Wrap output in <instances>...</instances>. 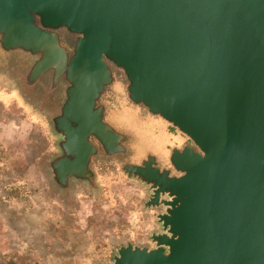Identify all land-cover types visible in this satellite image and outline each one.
Returning a JSON list of instances; mask_svg holds the SVG:
<instances>
[{
    "label": "water",
    "instance_id": "95a60500",
    "mask_svg": "<svg viewBox=\"0 0 264 264\" xmlns=\"http://www.w3.org/2000/svg\"><path fill=\"white\" fill-rule=\"evenodd\" d=\"M0 47L29 55L25 89L67 83L48 113L58 153L41 162L67 198L93 170L92 140L111 159L122 138L97 107L116 74L189 138L169 156L175 174L118 157L162 230L111 264H264V0H0Z\"/></svg>",
    "mask_w": 264,
    "mask_h": 264
},
{
    "label": "crops",
    "instance_id": "0c3cea01",
    "mask_svg": "<svg viewBox=\"0 0 264 264\" xmlns=\"http://www.w3.org/2000/svg\"><path fill=\"white\" fill-rule=\"evenodd\" d=\"M1 90L0 126L3 123L7 127L9 119H14L16 124L31 128L30 124L39 117L24 107L17 111L8 104V99L14 97L2 94ZM170 154H166L167 158ZM39 169L33 167L28 171L29 176L24 177L30 198L24 196L22 190L20 194L12 193L8 187L0 197V204L5 205L0 210V254L3 245L8 249L12 242L19 241L16 250L21 262L18 264H42L43 260L49 261L52 256L56 259L67 251L71 254L63 258L70 263L74 258L84 264L96 261L111 264L116 248L127 241L150 245L149 235L160 227L155 217L160 210L144 206L148 192L143 183L124 173L104 170L100 172L105 195L102 201L80 185L74 198L66 201L51 192L44 171ZM152 224L156 227L152 228ZM8 227L16 233L8 234ZM104 232L109 234L104 235Z\"/></svg>",
    "mask_w": 264,
    "mask_h": 264
},
{
    "label": "rangeland",
    "instance_id": "374dc122",
    "mask_svg": "<svg viewBox=\"0 0 264 264\" xmlns=\"http://www.w3.org/2000/svg\"><path fill=\"white\" fill-rule=\"evenodd\" d=\"M119 76L121 75L116 74L113 81H120ZM122 79L124 82V78ZM110 89L111 87L109 90ZM134 104L139 105L136 103H129L120 94L116 95L114 104L115 109L112 115H109L107 118V121L112 125V127L133 136V142L130 148L126 150L129 159L134 162L136 160H140L144 155L147 156L149 153L159 156L160 154L163 155L169 153L170 151H168V146L172 144V139L168 134H166V132H162L160 130L157 131L155 129L163 123L156 118H148L144 116V112ZM11 106L13 105L11 104ZM12 116L14 115L12 114ZM37 117L40 118V121L38 122L40 125L39 128L36 124H30L31 128L26 127L23 124L18 125L14 119H9L7 127L4 126L3 123L2 126H0V197H2V195H4L3 192L6 191L5 187L11 189L10 191L12 193L17 192L20 194L22 190L24 193L23 195H27L26 193L28 192L29 187L27 183L23 182L25 180L24 177L27 175L29 176L28 171L35 167L36 157L38 155L41 157V166L42 160L51 154L50 152L48 153V149L51 147L50 139L53 138V136L51 135V131L48 129L47 124L41 120L42 117L40 115H37ZM28 121H30V119H28ZM98 174L101 176L100 173ZM29 195L30 194L27 195L28 198L31 196ZM1 208H5V205L0 204V210ZM151 227L154 228L156 225L152 224ZM7 233L14 234L16 232L14 229H10L8 227ZM105 234L109 233L104 232V235ZM20 238L17 240H20ZM77 238L81 239L79 236H77ZM11 242L8 241V244ZM18 242L19 241L16 243L12 242L8 249L5 245L2 246L1 249H3V253L1 252L0 254V264H18L19 261L21 262V260L17 257L18 252L16 249L18 248ZM150 245L153 246L151 242ZM105 247H107V244L104 245V248ZM53 253H55V251L52 250V255ZM60 254L61 256L56 259L52 256V258H49V261H47V259L43 260L42 264H84V262L79 259L73 258L71 263L69 262V259H64L63 257L66 254L67 257L71 254L69 251L62 252ZM64 260L65 262H63Z\"/></svg>",
    "mask_w": 264,
    "mask_h": 264
},
{
    "label": "flooded vegetation",
    "instance_id": "af4514ba",
    "mask_svg": "<svg viewBox=\"0 0 264 264\" xmlns=\"http://www.w3.org/2000/svg\"><path fill=\"white\" fill-rule=\"evenodd\" d=\"M30 63H31V59L27 53H24L23 51H19V50L7 52L3 48L0 47V88H2L1 90L2 94L4 92V93L11 94L10 96L14 97V98L8 99L9 100L8 104H12L13 107L15 106L18 109V111H20V109L22 110L21 107H24V109L26 110L30 109V112L35 113L36 116L40 115L42 117L41 120L47 124V127L48 129H50L51 135L53 136V138L50 139L51 147L48 149V153L50 152L51 154L53 153L56 154L58 153V148L55 144L57 140V136L52 132L51 126H50V122L53 120V116L51 118H48V113L49 114L52 113L54 117L57 116L56 114L59 112L61 104L65 100V87H67V83L62 81L63 84L53 94L48 95V96L38 95V93L41 92L39 91V88H42V87L44 88V84L48 86L49 84L48 79H44L41 82V85L37 87L38 90L36 89L34 93L31 92V90L29 91L28 89H25L24 83L20 85L19 77L24 75L23 72L25 71V69L29 67ZM119 77H120V81L116 80V81L111 82V86H110L111 89L107 91L100 98L97 104V107L101 108L102 110L103 121L109 125L111 124L107 121V118L109 115H112L115 109L114 104H115L116 95L120 94L129 103L131 104L134 103L130 99V96L128 94V86H126L123 82V79H122L123 76L121 75ZM18 85H20V87ZM37 106L40 107L42 111ZM135 106L144 112V116L148 118H156L163 123L159 127H156L155 129L157 131L160 130L162 132H166V134H168L169 137L172 139L171 140L172 144L168 146V151H170V153L173 149L181 148L184 144L190 143L189 138L186 135H184L181 131H179L172 123H170L169 121L165 120L164 118L160 116L152 115L149 111H147L146 109H144L143 107L139 105H135ZM39 121H40V118L38 121H35L32 123L33 125L36 124V126L40 127V125L38 124ZM115 130L122 135V138L119 142L113 145V149L111 153L114 156L111 159H106L104 157L106 154V150L104 149L103 144H101L96 138L92 140L93 145L95 146V149L97 150V154H93L92 156L93 170L92 171L88 170L86 172V180L74 181L75 186H74L73 193L71 194L70 198H67L61 191L56 190L51 185V181L47 175V172L43 170V168L40 166L41 157L39 155L36 157L35 166H38L40 168L39 170L44 171L47 177L46 179L48 181L49 188L51 192L54 195H56V197L59 196L63 198V200H66V201L72 200L76 193L77 185H80V186L86 187V189L91 194H93V196L97 197L100 201H102L105 195L103 192V184L101 183V180H100L101 176H99L98 173L103 172L104 170H107V172L116 171V172L124 173L118 157H121L122 160H127L128 162H131L133 164L141 165L143 164V161L147 160L151 156H154L156 159L155 164L159 166L161 169L169 168L171 169L172 174L178 173L171 166L170 160L169 158H167L166 154H163V155L160 154L159 156L153 153H149L147 154V156L144 155L140 160H136L134 162L129 159V156L127 155L123 156L126 153V150L130 148L133 142V136L131 134L130 135L126 134L123 131H120L119 129L115 128ZM37 159H39V161ZM130 179H134V178H130ZM161 230H162L161 227H159L157 231H161Z\"/></svg>",
    "mask_w": 264,
    "mask_h": 264
}]
</instances>
